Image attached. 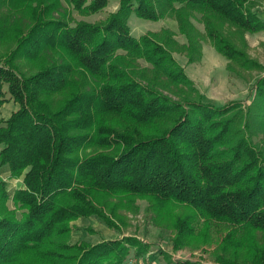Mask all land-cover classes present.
Here are the masks:
<instances>
[{
    "label": "trees",
    "instance_id": "16d2710c",
    "mask_svg": "<svg viewBox=\"0 0 264 264\" xmlns=\"http://www.w3.org/2000/svg\"><path fill=\"white\" fill-rule=\"evenodd\" d=\"M14 1L30 9L32 20L18 30L15 48L0 56V106L7 93L18 103L0 119V164L8 165L13 177L24 175V186L15 191L14 210H9L6 182L0 181V209L10 213L0 217V264H31L20 258L28 252L51 264H123L131 254L145 252L150 245L135 234L69 243L71 222L83 216L95 215L120 231L121 218L98 199L120 192L147 195L160 204L184 203L209 222L264 230V72L250 87L249 102L211 104L174 56L178 43L170 33L136 37L129 25L132 16L159 20L161 2L177 14L186 8L213 12L257 32L264 21L255 0H119L104 21L75 25L55 15L59 0ZM68 1L88 13L109 3ZM188 20L179 19L192 61L198 43ZM209 30L233 74L232 62L263 69ZM46 50L66 51L91 79L90 86L81 89L72 79L71 63L23 72L21 57L36 60ZM140 59L150 67L141 66ZM65 93L60 102L53 101ZM108 114L124 120L108 126L100 120ZM94 126L99 132L87 131ZM90 143L117 151L78 156ZM177 230L176 247L191 228L180 220ZM160 254L170 256L162 248ZM214 262L264 264V246H256L250 258L222 252Z\"/></svg>",
    "mask_w": 264,
    "mask_h": 264
},
{
    "label": "rangeland",
    "instance_id": "374dc122",
    "mask_svg": "<svg viewBox=\"0 0 264 264\" xmlns=\"http://www.w3.org/2000/svg\"><path fill=\"white\" fill-rule=\"evenodd\" d=\"M255 1L257 3L256 10L264 21V0ZM158 3H160L158 8L163 16L154 21L132 16L129 21L132 34L139 37L147 32L170 33L178 43L174 56L184 66L189 77L195 82L196 87H206L208 88L206 93L214 96V100L210 101L205 97L206 93L201 92L206 102L217 106L232 100L249 102L250 87L254 84L256 76L262 71L264 72V29L257 32L243 30L216 13H204L202 10L191 8H186V11L177 14L173 9L174 6ZM178 6L179 4L176 5V7ZM118 8L119 0H109L107 7L103 10L88 13L78 11L68 0H59L55 15L66 18L72 25L80 21L98 24L104 21L109 13L116 11ZM30 16L31 11L26 8L24 3H18L14 0H0V56L10 53L15 48L18 30L27 28L32 20ZM186 16L190 21L193 37L198 43L192 61L189 60L188 50L184 48L188 40L183 34L181 22L179 21L181 18L185 19ZM209 28L216 30L236 49L259 62L263 69L256 67L243 68L238 63L232 62V67L236 71L233 74V71L228 69L231 62L217 50L213 38L209 34ZM51 62L74 64L76 70L72 73V79L81 89H87L90 86L87 80L91 79L84 76V69L64 50H46L36 60L23 56L20 58L19 64L23 72L33 73L41 65ZM139 63L141 66L150 67L142 59L139 60ZM72 90L71 87L66 92ZM6 97H8V101L0 106V119L8 118L12 111L18 108V103L11 98L9 93ZM65 97L66 93L54 96L53 101L58 103ZM100 120L104 124L114 127L118 123H122L124 119L108 114L101 116ZM87 131L99 132V126H94V128L87 129ZM99 151L113 153L117 151V147L90 143L78 150L77 154L84 157L96 154ZM13 198L9 195L7 201L9 210H14ZM98 199L107 206L106 211L108 213L115 215L118 219L121 218V230L109 228L95 215L83 216L71 222L73 229L69 243L73 244L78 241L96 243L102 239L121 237L124 233L125 235H138L147 245H150L141 254H131L123 264H177L175 261H183L178 264H214L215 255L222 252L229 255L236 252L240 257L246 259L251 257L256 246H264V230L246 227L234 228V226L221 221L218 223L215 221L209 222L190 206L178 201H168L160 204L150 196L125 192L112 194L106 198L99 196ZM19 212L21 211L19 210ZM7 214L10 213L0 209V217ZM180 220H185L192 232L190 230L183 236L176 247L174 246L175 240L179 236L177 224ZM228 236L231 240L228 239ZM58 239L56 238L55 241H58ZM161 248L170 255L168 259L171 260H165L161 256ZM20 258L21 261L31 264H51L36 252L25 253ZM60 262L62 263V261Z\"/></svg>",
    "mask_w": 264,
    "mask_h": 264
},
{
    "label": "crops",
    "instance_id": "0c3cea01",
    "mask_svg": "<svg viewBox=\"0 0 264 264\" xmlns=\"http://www.w3.org/2000/svg\"><path fill=\"white\" fill-rule=\"evenodd\" d=\"M198 87V89H200L203 93H206V89H208L202 86ZM205 97H207V99H209L210 101L214 100V96L210 95L209 93H206ZM0 181L6 182L7 191L9 195L13 197L15 191L24 186V175H21L20 177H13L11 176V170L8 165L5 166L0 164Z\"/></svg>",
    "mask_w": 264,
    "mask_h": 264
},
{
    "label": "built area",
    "instance_id": "2783aa9c",
    "mask_svg": "<svg viewBox=\"0 0 264 264\" xmlns=\"http://www.w3.org/2000/svg\"><path fill=\"white\" fill-rule=\"evenodd\" d=\"M131 261V260H130ZM130 264H132V263H130Z\"/></svg>",
    "mask_w": 264,
    "mask_h": 264
}]
</instances>
